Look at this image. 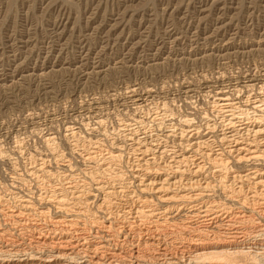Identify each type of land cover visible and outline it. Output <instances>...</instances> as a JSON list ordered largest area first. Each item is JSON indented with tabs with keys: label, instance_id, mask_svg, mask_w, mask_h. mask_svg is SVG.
Instances as JSON below:
<instances>
[{
	"label": "rangeland",
	"instance_id": "374dc122",
	"mask_svg": "<svg viewBox=\"0 0 264 264\" xmlns=\"http://www.w3.org/2000/svg\"><path fill=\"white\" fill-rule=\"evenodd\" d=\"M263 75L264 0H0V198L46 195L35 170L41 158L54 172L75 171L68 174L83 185L81 175L97 172L117 144L125 159L112 175L127 183V126L180 153L168 129L155 126L167 119L180 127L190 116L214 142L227 132L212 112L221 92L264 117ZM89 137L103 144L96 165L81 157Z\"/></svg>",
	"mask_w": 264,
	"mask_h": 264
},
{
	"label": "bare ground",
	"instance_id": "6f19581e",
	"mask_svg": "<svg viewBox=\"0 0 264 264\" xmlns=\"http://www.w3.org/2000/svg\"><path fill=\"white\" fill-rule=\"evenodd\" d=\"M227 94L213 99L214 117L227 131L214 142L200 136L190 116L180 127L163 118L156 124L168 129L166 138L176 140L180 153L127 126L122 139L133 151L127 183L112 175L125 159L118 144L111 150L108 143L97 172H82L83 185L70 169L54 172L41 158L35 170L49 185L46 195L15 203L0 198V264H264V117L239 109L234 93ZM215 129L208 124L210 133ZM77 134L71 133L73 146ZM84 143L81 157L96 162L101 142Z\"/></svg>",
	"mask_w": 264,
	"mask_h": 264
}]
</instances>
